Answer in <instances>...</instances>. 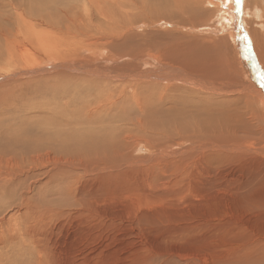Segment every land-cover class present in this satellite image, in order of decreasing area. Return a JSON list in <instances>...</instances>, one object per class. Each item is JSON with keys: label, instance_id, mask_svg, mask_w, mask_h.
<instances>
[{"label": "rangeland", "instance_id": "rangeland-1", "mask_svg": "<svg viewBox=\"0 0 264 264\" xmlns=\"http://www.w3.org/2000/svg\"><path fill=\"white\" fill-rule=\"evenodd\" d=\"M207 1L186 7L180 0H48L42 5L0 0V171L9 183H0V264H101V258L103 264H191L189 259L198 257L202 264H237L233 256L247 264L255 221L264 225V157L247 159L254 169L241 184L245 201L238 205L239 199L226 192L223 206H205L208 197L220 196V187L212 188L189 154L178 152L185 148L191 153L195 141L200 144L201 139L187 137L191 126L193 134L204 130L189 123L193 117L213 131L207 119L223 113L230 125H223L218 136L226 140L217 138L218 144L239 146L252 130L254 107L245 104L246 97L256 103L251 93L235 88L229 95L208 93L177 77L182 71L208 76L219 52H227L230 60L232 46L238 57L226 35L231 31L219 29L218 8L228 11L231 4L229 12L237 18L226 19L243 34L245 0H216L214 7ZM256 1L264 10V0ZM247 35L251 42L241 35L243 47L264 76ZM157 66L164 68L159 72ZM212 78L213 84L225 81ZM258 112L264 118L260 104ZM35 144L41 153L51 149L79 167L62 191L51 186L54 179L48 183L54 195L38 190L45 175L16 167L26 165V146ZM215 154L229 162V170L238 167L230 151L208 153L204 159ZM210 160L220 163L216 157ZM219 210L226 215L217 216ZM39 227L37 238L46 248L34 247L31 230ZM57 256L62 261L56 263Z\"/></svg>", "mask_w": 264, "mask_h": 264}, {"label": "bare ground", "instance_id": "bare-ground-1", "mask_svg": "<svg viewBox=\"0 0 264 264\" xmlns=\"http://www.w3.org/2000/svg\"><path fill=\"white\" fill-rule=\"evenodd\" d=\"M47 2L48 0H32L31 4L33 5H42L44 2ZM81 1H93V0H81ZM194 1L196 0H180L181 2V6H189L191 7L192 5H194ZM216 0H208L207 2L209 3V6L212 5L211 7H214V2ZM222 0H220L219 2H221ZM231 3H233L234 0H229ZM261 1V0H258ZM217 2V1H216ZM224 2V1H222ZM227 3V2H226ZM219 4V3H218ZM223 4V3H222ZM221 4V5H222ZM229 4V3H228ZM240 2L238 5V9L240 8ZM261 4H258L256 0H252L250 2V0H245L243 1V5H242V11H243V18L241 23L243 24V31H241L243 34H239V29L238 26L236 24H234L233 27V23L226 19L228 16L230 15H234L237 18V14L235 13H231L229 12L231 7V4H229L228 7V11L223 10L221 11L220 8L218 11V23L219 24V29H221L222 31H227L226 29H228V31L230 30V32H226V35L228 38L232 39V42L234 41V44L236 46L235 49L239 50L238 53V57L235 58V54H234V47L232 46V55L230 57V60L227 58V52L223 55V52H219V55L221 56V58L219 59V61H216L214 63H211L212 69L214 71L210 70V74L208 76L205 75H201L202 77L199 76H192L190 73L185 74L182 70V73H179V71L177 70V72L180 74H177V77L182 78L183 82H185V84L187 85H195V86H199L202 87L203 89L205 88L206 90H208L207 92L209 93H214V94H232L233 89L235 88L238 92L240 93H244V92H249L252 94L253 97L256 98V103H254L253 99L250 97H246L245 98V104L246 106H248V102L254 107L251 111V117L253 118V121H250L249 119V126H252V130L250 133H248L246 135V138L239 143V146H236L234 144H232L231 142L229 144H218L217 143V138L220 139L222 136H218L219 132H222V128L223 125H230L229 121H225L224 120V116L223 113L221 112L220 114H218L217 112L211 113L209 118L207 119V123H209L210 125H212L214 128H216L215 130H209L206 125L203 124L202 120L199 117H193L189 123L192 125L193 123H196L198 128H202L204 130H196L195 129V134H193L194 132L191 131L192 126L189 128L188 130V139H195V140H200L198 144V142L195 141L196 145L194 147V150L191 151V153H188V151H185L183 148L179 149L180 151H178L180 154L182 155V157L186 156L187 154H189V158L191 159V163L195 162L196 167L202 172V174L207 178L208 180V184L216 189H218L220 187V191L219 194H215V196H210L207 198L205 206H216V205H220L223 206V201L225 196H227L229 193L230 195H235L236 198L239 199V204H241L242 201H245V199L243 198V192H241V184H243V182L245 181V178L249 175L252 174L253 175V170L254 169L252 167V165L250 163H247V159L248 158H252L254 161H258V159H255V157L261 158V160H263L262 158L264 157V118H261L259 112H258V105L260 104V106L263 108L264 111V76L261 75L258 66L256 65V63H254V61L251 60V56L248 55L246 48L244 49L243 45H245V43H243V40L241 38V35L246 37V41L251 42V39L248 37V32L250 33L251 37H252V41H253V50L255 49V51L257 52L258 55V61L260 63V66L263 65V69H264V10L262 9L261 11ZM225 6V5H224ZM194 7V6H193ZM215 7H219L216 6ZM182 8V7H181ZM217 9V10H218ZM234 10V9H232ZM233 12V11H232ZM224 13V14H223ZM261 13V14H260ZM260 14V15H259ZM167 23V22H165ZM255 23L256 27H258L260 31V33H258V30L254 29L252 27V24ZM250 25V26H249ZM183 27V26H182ZM236 30L238 33V36L234 38V30ZM251 27V28H250ZM180 28V27H179ZM248 29V30H247ZM193 30V29H192ZM219 31V30H218ZM245 33V34H244ZM35 34V33H34ZM41 38V36H40ZM245 41V42H246ZM215 47V44H214ZM217 57V56H215ZM260 57H261V61H260ZM200 60H203L200 59ZM28 61V60H27ZM253 62V63H252ZM30 63V62H29ZM199 63V60L196 62ZM164 68V67H163ZM162 67L159 68V66H157V71L162 70ZM150 72L152 70L148 69ZM180 70V69H179ZM191 72V70H189ZM264 71V70H263ZM160 72V71H159ZM144 73H147V71H143L142 73H137L135 77L139 78L141 74L144 75ZM213 77L219 78L222 82V80L225 79L224 82H222V84H213L211 82H213ZM233 78H237L242 80V82L240 83H235L233 82L235 79H231L230 77ZM237 76V77H235ZM133 77V78H135ZM171 77V76H170ZM164 78V77H163ZM172 79V78H171ZM169 79V80H171ZM159 80V79H158ZM247 80H251V84L247 81ZM167 81V80H165ZM164 81V83H165ZM210 82V84L208 83ZM198 88V87H197ZM200 89V88H199ZM201 90V89H200ZM194 92V91H191ZM248 94V93H247ZM250 94V95H251ZM257 104V105H255ZM191 108V104L188 106V109ZM261 110V109H260ZM209 114V113H208ZM206 116H202L203 118H206ZM264 115V114H263ZM175 125H177V122H174ZM186 134H180V137L182 138L183 141H188V139L186 138V136H184ZM226 139L222 138L220 139L221 142L225 141ZM190 142V141H189ZM211 142V143H208ZM190 145H193L192 142L189 143ZM243 145V148L241 147ZM48 146V145H47ZM135 146V145H134ZM148 147V146H147ZM188 147V146H187ZM46 148V147H45ZM124 148V147H123ZM27 149V158L24 161L25 162V166H19L17 165L16 167L18 168L19 171L20 168L24 169V168H29L30 169V173L29 175H34V176H41V175H45V182H41L40 181V185L38 186V190L39 192H41L44 188V191L47 193L49 192L51 195L55 194L56 190L53 188H49L48 189V183L54 179L52 181V185L51 186H55L57 187V190H61V188L65 187L68 185V183L71 181V179L76 176V173L79 169V167L76 165V163L72 160V159H67V160H63L62 158H58L55 156V151H52L51 149H47L48 151L45 153H41V151L43 150L42 148H40L37 144L35 145H27L26 146ZM42 149V150H41ZM189 149V148H188ZM191 150V149H190ZM103 151V150H102ZM215 151H230L231 154L237 158V164L238 167L233 168L232 171L228 169V163L226 159H224L223 157H221L220 155H212L210 157H207L206 159L205 156L208 153H212ZM2 153L6 152V151H1ZM98 152V151H97ZM172 152V151H170ZM177 152V150H176ZM174 152V153H176ZM1 153V154H2ZM152 153V152H151ZM227 153V152H226ZM172 154V153H170ZM178 154V153H177ZM214 154V153H213ZM6 156V155H5ZM4 156V158H5ZM26 156V155H25ZM181 157V156H180ZM181 157V158H182ZM218 158L220 160V163H218L217 161H212L210 160V158ZM3 158V157H2ZM7 158V157H6ZM179 158V157H178ZM175 159V158H174ZM3 160V159H2ZM5 160V159H4ZM3 160V161H4ZM8 160V159H7ZM159 160V159H158ZM162 160V159H161ZM164 160V159H163ZM186 160V157H185ZM2 161V162H3ZM9 168H10V157H9ZM171 161V160H170ZM180 161V160H179ZM187 161V160H186ZM1 162V161H0ZM168 162V161H167ZM177 162V161H175ZM184 162V161H183ZM189 162V161H188ZM171 166L173 167L172 163H170ZM169 164V166H170ZM181 164V162H180ZM259 164V163H258ZM2 164L0 163V170L3 168L1 166ZM6 165V164H5ZM8 165V164H7ZM176 165V164H175ZM248 165L251 167V170L248 172ZM40 166H43L41 169ZM50 166H52L51 169H48ZM140 166V165H139ZM168 166V165H167ZM180 166V165H179ZM178 166V167H179ZM253 166H256V164H254ZM6 167V166H5ZM8 167V166H7ZM6 167V168H7ZM108 167V166H107ZM133 167V166H132ZM146 167V166H145ZM177 166L175 167L178 168ZM195 167V166H194ZM8 168V170H9ZM168 168V167H167ZM171 167H169L168 169H170ZM182 168H186L185 166L181 167ZM167 169V170H168ZM172 169V168H171ZM170 169V170H171ZM174 169V168H173ZM172 169V170H173ZM174 169V170H175ZM13 170V169H12ZM178 170V169H177ZM177 170H175L177 172ZM193 171V170H192ZM195 171V170H194ZM193 171V172H194ZM7 173V175H9L10 172H5ZM124 173V172H123ZM170 173V172H169ZM173 173L175 174V172L173 171ZM181 173H184V171L182 170ZM185 174V173H184ZM22 175V174H21ZM176 175V174H175ZM6 176L4 174V171H0V183L4 186H6V184L9 183H5L3 181V177ZM187 176V175H186ZM186 176H184L185 180H186ZM183 177V176H182ZM10 178V177H9ZM16 178V177H15ZM176 178V177H175ZM5 179V178H4ZM193 179V178H192ZM191 179V181H192ZM194 179H197L194 175ZM180 180V179H179ZM247 180V179H246ZM178 181V180H177ZM9 182V181H7ZM39 181H35V183L32 184V186L37 185ZM181 182V181H180ZM194 182V181H192ZM20 182H18L17 184H19ZM54 183V184H53ZM170 183V182H169ZM203 183V182H202ZM168 184V183H167ZM183 184V183H182ZM207 184V183H206ZM209 185H206L209 187ZM201 186H205V185H201ZM200 186V187H201ZM212 187V188H213ZM69 188V187H68ZM186 188V185H185ZM183 188V189H185ZM180 189V188H179ZM32 187L30 188V193L32 192ZM200 191V190H199ZM139 192V191H138ZM227 192V193H226ZM209 193V189L208 192ZM214 192H212L213 194ZM72 194V192H71ZM133 194V193H132ZM131 194V195H132ZM150 195V194H149ZM258 195V194H257ZM74 195H72L71 197L73 198ZM141 196V195H140ZM255 196V195H253ZM60 196L57 197L56 200H59ZM258 197V196H257ZM1 198V197H0ZM72 198H70L72 200ZM75 198V197H74ZM132 198V196H131ZM142 198V196L140 197ZM50 197L48 196L47 200L49 201ZM70 199H67L71 202ZM128 199V198H127ZM145 199V198H144ZM256 199V198H255ZM55 200V199H54ZM65 200V199H64ZM82 200V199H80ZM126 200V199H125ZM133 200V199H132ZM131 200V201H132ZM21 201V200H20ZM76 201V200H75ZM78 201V200H77ZM92 201V200H91ZM128 201V200H127ZM23 202V201H22ZM33 202V201H32ZM63 202V201H62ZM79 202V201H78ZM130 202V201H129ZM128 202V203H129ZM248 202V201H247ZM246 202V203H247ZM28 203V202H26ZM131 203V202H130ZM135 202H133L134 204ZM211 203V204H209ZM30 204V203H28ZM26 204V205H28ZM32 204V203H31ZM47 204V203H46ZM51 204V203H50ZM55 204V203H54ZM67 204V203H66ZM136 204V203H135ZM134 204V205H135ZM230 204V203H229ZM132 205V203H131ZM133 205V206H134ZM254 205V203H253ZM51 206V205H50ZM130 206V205H129ZM144 206V205H143ZM244 206V205H243ZM246 206V205H245ZM257 206V205H256ZM38 207V205L36 206ZM60 207V206H59ZM64 207V205H63ZM68 207V206H67ZM91 207V205H90ZM123 207V206H122ZM135 207V206H134ZM248 207V206H247ZM11 208V207H10ZM34 209H36L35 207H32ZM138 208V207H137ZM136 208V209H137ZM144 209V207H142ZM20 208H18L19 210ZM29 209V208H28ZM33 209V211H34ZM38 209V208H37ZM41 209V208H40ZM104 209V208H103ZM135 209V210H136ZM151 209V208H150ZM17 210V211H18ZM26 210V209H25ZM78 210V209H76ZM105 210V209H104ZM118 210V209H117ZM138 210V209H137ZM141 210V209H139ZM244 210V209H243ZM7 211V208H6ZM29 211V210H27ZM32 211V210H31ZM30 211V213H31ZM40 211V210H39ZM39 211H37L39 213ZM235 211V210H234ZM245 211V210H244ZM35 212V213H37ZM43 212V211H42ZM121 212V211H120ZM131 212V211H129ZM139 212V211H137ZM144 212V211H143ZM217 212V216H223L226 215L225 212L223 210H219L216 211ZM8 213V212H7ZM41 213V212H40ZM127 213V212H126ZM67 214V213H66ZM132 214L136 215L135 213L132 212ZM131 214V215H132ZM9 215V214H8ZM205 215V214H204ZM27 216V215H26ZM139 216V214H138ZM208 216V215H207ZM236 216V215H235ZM2 217V216H1ZM25 217V216H24ZM29 217V216H28ZM36 217V216H35ZM42 217V216H41ZM45 217V216H43ZM128 217V216H127ZM130 217V215H129ZM7 218V217H6ZM27 218V217H26ZM39 218V215H38ZM123 218V217H122ZM126 218V217H125ZM139 218V217H138ZM204 218V217H203ZM209 218H211V214L209 215ZM15 219V218H14ZM48 219V218H47ZM46 219V220H47ZM135 219V217H134ZM137 219V218H136ZM220 219V218H219ZM25 221H27L26 219H24ZM37 220V219H36ZM41 220V219H40ZM44 220V218H43ZM50 220V218L48 219ZM15 221V220H14ZM22 221V220H21ZM29 221V220H28ZM27 221V222H28ZM32 221V220H31ZM42 221V220H41ZM129 221V220H128ZM240 221V220H239ZM25 222V223H27ZM34 222V221H33ZM56 222V221H55ZM133 222V221H132ZM32 223V222H30ZM54 223V222H53ZM60 223V222H58ZM57 223V224H58ZM126 223V222H125ZM130 223V222H129ZM206 223V222H205ZM264 224V222H262ZM20 224V223H19ZM41 224V222H40ZM202 224V223H201ZM204 224V223H203ZM4 225V224H3ZM33 225V223L31 224ZM38 225V224H37ZM22 226V225H21ZM39 226V225H38ZM37 226V227H38ZM56 228V225H54ZM61 228L62 225L60 224ZM64 226V225H63ZM36 227V228H37ZM52 227V226H51ZM30 228V227H29ZM35 228V229H36ZM34 229V228H33ZM34 229V231H35ZM52 229V228H51ZM64 230V228H62ZM61 230V229H60ZM30 232V230H28ZM41 227H39L37 229V231H35L34 233L31 230V233L34 235L35 233V237H34V242L36 243L34 247H41V248H46L45 246L43 247L41 240H39V238H37L39 235H41ZM70 232V231H69ZM253 242L251 244V249H250V253L247 257V259H249V261H247V264H264V225L262 224H257L255 221V228L253 230ZM26 233V232H25ZM30 233V234H31ZM250 233V232H248ZM29 234V237H30ZM62 234V230L61 233ZM66 233H63L61 236L65 235ZM28 235V234H27ZM101 235V234H100ZM32 236V235H31ZM43 236V233H42ZM119 236V234H118ZM228 236V235H227ZM40 237V236H39ZM47 237V235H46ZM49 237H51L49 235ZM64 237V236H63ZM109 237V236H108ZM55 239V238H53ZM52 239V241H53ZM64 239V238H63ZM93 239V238H92ZM30 240V238H29ZM102 240V237H101ZM47 241V238H46ZM50 241V240H49ZM105 241V239H104ZM114 241V240H113ZM43 242V241H42ZM103 242V241H102ZM101 242V243H102ZM112 242V241H110ZM231 242V241H230ZM55 243V240L54 242ZM52 243V244H53ZM100 245V242H98ZM28 244V243H27ZM56 244V243H55ZM104 245V243H102ZM101 244V245H102ZM116 244V243H115ZM22 245V244H21ZM98 245V246H99ZM102 245V246H103ZM106 245V244H105ZM118 245V244H117ZM221 245V244H220ZM31 246V245H30ZM54 246V245H52ZM58 246V245H56ZM56 246L54 248H56ZM100 246V247H102ZM33 247V246H31ZM91 247V246H90ZM99 247V248H100ZM58 248V247H57ZM102 249V248H101ZM100 249V250H101ZM110 249V248H109ZM49 250V249H47ZM52 250V248H51ZM54 250V249H53ZM56 250V249H55ZM59 250V249H57ZM88 250V249H87ZM93 250V249H92ZM99 250V253H100ZM112 250V248L110 249ZM138 250V249H137ZM90 251V250H89ZM106 251V250H105ZM53 252V251H52ZM102 252V251H101ZM118 252V251H117ZM47 253V252H46ZM61 252L59 251V254ZM50 254V253H48ZM55 254H57V252H55ZM58 254V255H59ZM173 254V253H172ZM62 255V254H61ZM109 255H111L109 253ZM41 256V255H40ZM45 256V254H44ZM60 256V255H59ZM57 256V257H59ZM113 256V255H111ZM134 256V255H133ZM49 257V255H48ZM51 257V256H50ZM62 257V256H61ZM57 258L55 261L56 263H58L57 261H62L60 260V258ZM100 257V256H99ZM105 257V255H104ZM122 257V255H121ZM41 258V257H40ZM52 258V257H51ZM199 258V257H198ZM198 258H191L189 259L188 263H193V264H202L200 262V260L198 261ZM213 258V257H212ZM211 258V259H212ZM233 258L236 260L237 264H240V261L238 259H236L234 256ZM53 259V258H52ZM51 259V260H52ZM55 259V258H54ZM53 259V261H54ZM64 259V258H63ZM102 259V258H101ZM103 262V260H101ZM107 259V258H106ZM117 259V258H116ZM208 259V258H207ZM105 260V259H104ZM112 260V259H110ZM114 260V257H113ZM46 261V260H45ZM44 261V262H45ZM49 261V259H48ZM121 261V260H120ZM76 262V261H75ZM101 262V264H103ZM118 262V261H117ZM54 263V262H53ZM63 263V262H62ZM108 263V261H107ZM119 263V262H118ZM36 264V263H35ZM50 264V263H49ZM73 264V263H72ZM76 264V263H75ZM105 264V263H104Z\"/></svg>", "mask_w": 264, "mask_h": 264}]
</instances>
